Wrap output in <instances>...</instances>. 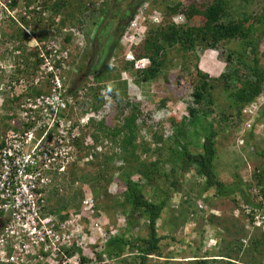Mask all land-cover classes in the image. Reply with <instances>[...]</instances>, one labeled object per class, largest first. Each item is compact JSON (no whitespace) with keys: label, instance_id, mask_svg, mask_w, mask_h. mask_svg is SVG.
I'll return each mask as SVG.
<instances>
[{"label":"trees","instance_id":"1","mask_svg":"<svg viewBox=\"0 0 264 264\" xmlns=\"http://www.w3.org/2000/svg\"><path fill=\"white\" fill-rule=\"evenodd\" d=\"M145 1L135 0L133 10L122 14L124 20H127L122 24L118 36L112 37L111 54L107 59L108 68L104 75L91 77L101 82L108 77L120 79L123 73H128L129 76L134 75L136 84L141 88H148L163 79L166 89L171 90L174 89L172 85L175 82L180 86L179 92L175 91V95L174 93L169 95L168 99H160L161 105L164 106L170 99H179L182 102L185 93L190 92L186 110L188 115L183 116L180 121H176L175 117L170 119L171 133L166 138L163 131H155L152 132V139L148 141L142 135L143 130L148 128V118L139 123L142 116L140 103L123 100L127 95L128 80L122 82L121 94L115 93L113 87L108 90L101 83L90 87L86 94V97L89 95L87 99L90 106L84 109L86 110L84 113L94 112L95 117L91 118L89 130L85 135L93 140V145H88L85 140H79L77 143L79 152H84L85 157H88L96 145L105 138H110L113 144L108 152L95 154L94 160L87 163L88 166L96 168L93 176L80 170L78 154L77 161L72 165L63 184L68 183L73 187L80 182L79 191L76 192L75 189V193L67 200L64 198L61 205L57 199L55 208L47 207L45 212L57 215L63 222L71 213L79 211L86 197L92 195L94 201L96 200L94 209L97 215L101 209L107 212L114 211V214L124 217V223L119 228L114 227V234L108 230V240L99 247L91 245L90 255L88 258L83 256L82 260L92 261L89 264H103L106 260L118 261L119 264H151L152 256L163 258L162 245L168 238L160 234L159 222L163 220V215L171 202L182 192L187 174L192 173L195 178L204 182L202 187L205 193L214 192L219 198L232 199L236 204L235 210L241 211L240 216H245L253 228L261 231L259 234L244 236L245 227L241 226L240 232L243 233L241 239L231 243L220 239L219 255H211L209 249L204 251L206 254L204 258L218 256V259L198 260L196 263L264 264V228L262 224L257 225L255 218L256 215L262 216L264 224V164L257 167L250 181L245 183L240 176L232 183H225L215 169L219 164L216 142L218 136L242 122L245 107L264 92V67L261 66L259 58V47L264 40V0H241L240 7L243 11L236 17L231 14V4H228V0H213L211 3L201 4L196 0H153L150 3L152 9L162 12L165 18L175 19L181 16L182 22L170 20L159 25H151L143 41L132 47L135 59L150 60L147 68L136 69V60H132L125 61L121 70H116V65L111 66L109 63L112 50L120 47L122 34L134 13ZM6 3L13 9L18 6V0ZM69 4L67 0H45L41 3L40 12L50 11L52 14L47 19L48 22L42 24L44 27L41 25L45 21L43 17L29 20L25 15L18 17L19 25L16 22L10 33L1 32L0 42L9 45L4 51L3 59L10 60L15 75L25 74L26 69L27 75L37 76L43 59L40 58L39 47L29 48V35L38 33L41 43L46 41V44L53 42L57 45L56 38L60 29L55 26L53 20L62 15L65 9L70 8ZM121 5L122 0H102L99 5L95 0H74V10L78 14L87 13L88 16L81 18L82 24L78 22L72 30L83 33L79 28L87 25L86 34L92 42V36L102 22L108 24L107 31H110L116 24L115 19L121 18ZM251 7L257 10L251 11ZM36 10L30 9L28 13L34 16L37 14ZM85 19L88 23L84 24ZM65 20L61 21V29L67 26ZM15 21L12 20L14 23ZM72 40V34L68 33L64 44L69 45ZM207 51L218 52V58L226 64V70L219 77L210 76L214 75L215 71L206 63V58V64L202 65V69L210 74L200 69L201 54ZM187 71L189 73L192 71L188 79L184 74ZM19 80L0 86V97L4 101L12 93L3 109L13 115L17 113V108L24 97L48 94L52 88L49 75L42 83L28 86L29 90L25 93L15 92L14 88ZM218 91L220 97L222 92L226 91L230 98L228 109L220 113L215 109ZM69 93L75 99V104L70 106L71 113H74L75 108L81 109L83 103L87 102L78 100L80 98L78 87L75 90L69 89ZM98 114L103 117L97 121ZM5 117L6 115L3 116L4 119ZM245 142L246 146L250 145L248 141ZM260 155L264 158V153ZM167 165L170 166L169 170L166 168ZM115 179L122 184V191L117 196H111L108 187ZM161 181L164 184L160 185ZM254 189L257 191L254 192ZM57 194V191L51 192L49 198L51 200L53 197L57 198ZM206 199L205 197L196 204L192 201L191 205V198L186 195L182 200L183 213H186L188 218L190 215L198 214L201 212L199 205L205 207ZM246 205L251 208V214L244 213L243 206ZM212 223L213 220H209V224ZM173 226V229L177 230L180 223L175 222ZM144 228L148 231L146 235L141 233ZM165 228L166 226H163V229ZM212 241L216 240L213 238ZM174 242L181 243L175 239ZM224 243H227L228 247L224 248L222 246ZM78 250L72 247L65 252L71 255ZM8 251L11 252L10 249ZM194 258H198V255L195 254ZM0 264L12 263L0 260Z\"/></svg>","mask_w":264,"mask_h":264},{"label":"rangeland","instance_id":"2","mask_svg":"<svg viewBox=\"0 0 264 264\" xmlns=\"http://www.w3.org/2000/svg\"><path fill=\"white\" fill-rule=\"evenodd\" d=\"M5 1L12 2V0H0V34L1 32L10 33L14 28V24H16L19 16L26 15L29 20H32L33 18L36 20L39 17H43L45 21L41 23L42 25L48 22L47 19L52 14L50 11L46 13L40 12L41 3L45 0H18V6L14 9L9 7V5H7ZM67 1L70 3L69 5H71V7L65 9L63 11V14L55 17L53 21L55 26L60 29L58 37L56 36L58 44L62 48L67 47V49H69L70 51L68 58L70 69L66 74L67 90L71 88L75 90V88L78 87L80 93V98L78 100L81 102H87L83 103L84 108L82 106L80 107L81 109L77 108L76 117L85 118L87 116V114L84 113L86 111L84 109L90 106L89 100L87 99L89 95L86 97V94L88 93V89L90 87L97 86L99 83H101L102 86L106 87L108 90L113 87L115 88V90H113L115 93L121 94L123 91L122 82L128 80L129 83L127 85V95L124 96L123 100L137 104L140 103L139 109L142 111V116L140 117L141 120L139 121L140 124L142 121L148 118V128L143 130L142 135L145 136L146 140L150 141L152 139V132L163 131L166 138V136L171 133L172 125L170 119L172 117H175L176 121H180L183 116L188 115L186 110L187 102L190 99V92L185 93L186 96L184 97V100L182 102L179 101V99H170L165 103L164 106H162L160 99H168V96L173 95L175 91L179 92L178 88H180V86H178L177 83H173L172 88L174 89L172 90L166 89L164 83L165 80L163 79H161L158 83H153L148 88H141L136 84L134 75L129 76L128 73H123V75L120 76V79L108 77L107 79L105 78L104 80H101V82H97V80H94L90 76L86 77V79L84 80H81L80 78H82L83 72L87 67V63L91 58V50L85 48L90 45V39H88L86 34V30H88L87 25H82L79 28L85 36L76 35L77 32L75 30H72V28L78 22L82 24L80 19L84 16L87 17L88 15H86L87 13L78 14L77 11L74 10V0ZM152 1L153 0H146L145 2L152 3ZM196 1L199 4L213 2V0ZM101 2L102 0H95V3L98 5ZM241 2V0H228V4H231V14H233L234 17H236L238 13H241L243 11L240 7ZM28 4L30 7H28ZM132 4H134V1L132 0H122V5L120 7V11L122 12V14L126 12L130 8V6L131 8H134ZM113 7L115 8L116 6ZM33 8L37 9V14H35L34 16L28 13L30 9ZM255 10L257 9L251 7V11ZM182 18H179L178 21L180 20L181 22ZM63 19H66L65 21H67V26L61 29V21ZM12 20H16L15 23L12 22ZM170 20H173V18H165L166 22H169ZM85 21L86 22H84V24L88 23L87 19H85ZM42 27H44V25H42ZM68 33L72 34L73 40L69 45H65L64 39L66 34ZM29 37V48H34L36 45V41L38 42V44H45L46 42L45 41L41 43L39 41L38 33H30ZM8 46V44L3 43L2 41L0 42V86H6L11 81H17L21 78H32L31 75V77L27 75L26 69L24 71L25 74L15 75L13 65L10 60L7 61V59H5L4 61V51H6V48ZM128 47V45H124L120 41V47L115 51L112 50V57L110 58L109 63L111 64V66L116 65V70H121L124 62L127 61L126 57L129 52ZM8 57L10 58V56ZM205 58L207 62L205 61ZM259 58L261 66L264 67V40L261 42V45L259 47ZM205 62L209 65L210 68H212V70L215 71L214 75H211L210 73L202 69V65L206 64ZM200 69L210 74V76L219 77L226 70V64L223 62V60H220L218 58V52L207 51L205 54H201ZM164 70L163 72H166ZM182 73L183 72H181V74ZM190 73L192 74V71H190ZM190 73L189 71L184 73L186 79L190 78ZM114 75H116V71L114 72ZM165 76H167V74ZM219 94L220 92L218 91L215 97V109H217V112L220 113L222 110L228 109L230 98L228 96L229 93L226 91L222 92V97H220ZM11 96L12 93L7 97V99H5V101L0 97V105L5 104L8 98H10ZM5 115L6 119L3 118V116ZM101 117H103V115L98 114L96 116V120L98 121ZM13 118L14 117L11 118V112L6 111L5 109L0 112V130L2 133H7L18 128L20 123L17 120H13ZM88 130L89 127L84 129L81 140L87 139L85 134ZM244 140L248 141L251 146H246V142H244ZM91 142H93V140ZM216 142L219 152V164L217 165V167L215 166V169L219 178L225 183H232L237 176H240L244 183L249 182L255 169L257 167H262L264 164V158L260 155V153H264V92L254 102L245 107L243 111V121L238 123L236 127H232L221 133L218 136ZM112 144L113 142L110 138L102 139L101 143H98V145H96L95 149L92 151L93 157L90 158L89 161H85L86 157L84 152H79L78 154L80 156V170H84L86 173L93 176L96 173V168L88 166L87 163L91 160H94L95 154L99 155L102 152H108ZM99 159L101 160V158ZM166 168L167 170H169L170 166L167 165ZM60 184L64 185V187L58 188L57 186H55L51 189L52 193H55L56 191L58 192V196L56 195L57 198L53 197L51 200L49 198L50 193L47 195V201L50 200L47 203V207L55 208L57 199L59 200L58 203L61 205L64 198H66V200L69 199L70 196L75 193L74 190L76 189V192L79 191L81 186L80 182L79 184H75L73 187L68 183L63 184L61 182ZM162 184H164V182L161 181L160 185ZM203 184L204 182L195 178L192 173L187 174V181L183 183L182 192H180V194L176 196V199L171 202L167 212L163 215V220L159 222L160 234L168 236V238L164 240L162 245L164 256L162 259L152 256L151 264H197L196 262L198 260L218 259V256H209L208 258H204L203 256H206L204 251L209 249L211 255H219L218 251L219 245L221 243L220 239H223L228 243H231L232 241L237 239H241L243 237V233L240 232L241 226L245 227L244 236H251L254 234H259L261 232L259 231V229L253 228V226L250 225L248 219H246L245 216L236 217L234 215L236 204L232 199L219 198L215 195L214 192L205 193L202 187ZM121 185L122 184L117 182L116 179L112 181L108 187L109 195H119V193H121L122 191ZM186 195H189V197L191 198V205L192 201L195 202L194 204H196V202H199L200 200L202 201L203 198L206 197V201L204 200L205 209L198 214L195 213L194 216L190 215L188 218V215L186 213H183L182 210V200ZM200 195H202L203 197H200ZM82 206L83 205H81V207L78 209L79 211L83 209ZM77 213L79 212L76 211V213H71L70 217H74ZM114 213V211L107 212L101 209L100 212H98L96 218L99 219L106 228L111 226L119 228L124 223V217L118 216V214ZM212 216L215 217L212 218ZM209 220H213V223L209 224ZM175 222L180 223V227L177 230L173 229V225ZM86 223L89 226V223ZM163 226H166V228L163 229ZM139 230H141V228ZM139 230L137 229V231ZM141 233L143 235H146L148 231L146 228H144ZM213 238L217 241L215 246V243H213L212 241ZM174 239L177 240V242L181 243H175ZM208 246L209 248H207ZM222 246L226 248L228 247V244L224 243L222 244ZM228 250L230 249L228 248ZM195 254L198 255V258H194ZM105 262L106 263L103 264H119L118 261L113 260H106Z\"/></svg>","mask_w":264,"mask_h":264},{"label":"built area","instance_id":"3","mask_svg":"<svg viewBox=\"0 0 264 264\" xmlns=\"http://www.w3.org/2000/svg\"><path fill=\"white\" fill-rule=\"evenodd\" d=\"M179 18L182 17H176V22ZM164 21L163 13L145 2L134 13L121 43L129 49L138 46L150 25ZM35 47L40 48L43 59L37 76L21 78L14 91L25 93L28 86L42 83L49 75L52 88L48 94L24 97L17 113H11V118L20 123L18 128L7 133L0 130V260L12 264H89L92 261L85 262L82 257L88 258L91 245L107 241L108 230L111 234L115 232L114 227L108 229L96 218L93 197L88 196L84 201L82 213L63 222L56 215L46 213L45 209L51 189L64 187L60 183L77 161V143L95 114L92 112L79 118L76 108L74 113L70 111L75 99L67 90L65 75L70 69L69 49L63 50L53 42L38 44L37 41ZM126 59H134V55L128 53ZM147 64L148 61L142 59L135 67L144 69ZM3 105H0V112ZM91 141L87 138L85 143L91 146ZM90 158L92 154L85 161ZM204 208L199 205L200 211ZM243 208L245 214L252 213L247 205ZM234 212L236 216L241 213L240 209ZM85 215L89 226L84 221ZM255 218L257 225L262 224L264 228L262 216ZM72 247L79 250L71 255L65 252Z\"/></svg>","mask_w":264,"mask_h":264},{"label":"flooded vegetation","instance_id":"4","mask_svg":"<svg viewBox=\"0 0 264 264\" xmlns=\"http://www.w3.org/2000/svg\"><path fill=\"white\" fill-rule=\"evenodd\" d=\"M132 1H135V0H132ZM133 5L134 4H132V6ZM129 9H132L131 6ZM129 9L127 11H129ZM127 11L124 12L123 15L126 14ZM123 15L121 12V16H120L121 18L115 19L116 24L112 26L113 28L111 27L110 31H107L109 27L106 22H102V24H100L97 27V30L92 36L93 37L92 42L91 40H89L90 45L85 47L91 50V58L89 59L87 63V67L85 71L83 72L82 78H80L81 80L86 79V77L88 76L91 77V75L102 76V74L103 75L105 74L108 68V65H107L108 55L111 53L112 37L118 36V33L120 31L122 24H124V22L127 20V19L124 20ZM78 35L85 36L84 34H81V32H79ZM99 64H101V66H99Z\"/></svg>","mask_w":264,"mask_h":264},{"label":"clouds","instance_id":"5","mask_svg":"<svg viewBox=\"0 0 264 264\" xmlns=\"http://www.w3.org/2000/svg\"><path fill=\"white\" fill-rule=\"evenodd\" d=\"M132 17H133V16H132ZM131 19H132V18H131ZM173 20L176 21V18L173 19ZM130 21H131V20H130ZM129 23H130V22H129ZM128 25H129V24H128ZM150 26H151V25H150ZM150 26H149V27H150ZM149 27H148V29H149ZM147 31H148V30H147ZM76 32H77L76 35H78L79 32H78V31H76ZM146 34H147V32H146ZM122 35H123V34H122ZM145 36H146V35H145ZM120 41H121V38H120ZM128 53H129V54H130V53L133 54L132 49H129V52H128ZM133 55H134V54H133ZM132 60H136V62L138 61V60L135 59V58H134V59H130L129 61H132ZM146 60L148 61V64H147V67H148V66L150 65V60H149V59H146ZM127 61H128V60H127ZM136 62H135V65H136ZM147 67H146V68H147ZM135 68H136V67H135ZM68 71H69V70H68ZM68 71H66V74L68 73ZM66 74H65V75H66ZM68 91H69V90H68ZM244 142H245V140H244ZM89 196H92V195H89ZM87 197H88V196H87ZM87 197H86V198H87ZM92 197H93V196H92ZM94 202H95V201H94ZM83 204H84V202H83ZM82 207H83V206H82ZM204 209H205V208H204ZM204 209H203V210H204ZM78 212H79V213H80V212L82 213L83 210L81 209V211H78ZM75 213H76V212H75ZM234 215L236 216L235 212H234ZM56 216H57V215H56ZM239 216H240V215H239ZM239 216H236V217H239ZM57 217H58V216H57ZM69 218H70V217H69ZM69 218H68V219H69ZM85 219H87V218H86V215H85L84 221H85V223L88 222V220H85ZM88 223H89V222H88ZM86 224H87V223H86ZM87 231L90 233L89 230H87ZM95 237H96V236H95V234H94V235H93V238H95ZM101 241H102V240H101ZM213 243L216 244L217 241H214ZM97 246L99 247L100 245L98 244ZM160 259H162V258H160Z\"/></svg>","mask_w":264,"mask_h":264}]
</instances>
